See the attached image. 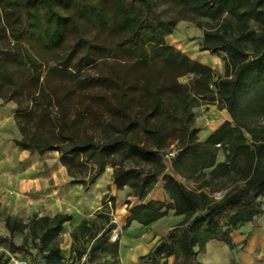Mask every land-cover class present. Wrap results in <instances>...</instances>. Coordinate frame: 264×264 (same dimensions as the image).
<instances>
[{"label":"trees","instance_id":"1","mask_svg":"<svg viewBox=\"0 0 264 264\" xmlns=\"http://www.w3.org/2000/svg\"><path fill=\"white\" fill-rule=\"evenodd\" d=\"M69 1L27 0L39 30H34L26 8L15 9L13 16L20 23L13 35L16 44L26 47L35 39L48 49L59 45L63 17L56 3L68 5ZM158 1L76 0L82 15L93 16L101 24L105 9L116 17L117 28L107 45L97 35L76 28L79 43L92 52L86 66L97 75H119L118 80L111 79L116 86L114 96L67 87L49 91L44 81L26 94L27 108H22L15 91L1 97L19 104L15 122L21 138L15 144L40 156L59 152L73 184L88 188L111 165L118 189L130 186L135 197H144L162 177L171 202L151 200L131 207L124 227L134 222L150 226L173 210L183 220L146 258L151 264H168L170 258L172 264H202L199 254H205L211 241L233 247L231 232L249 223L257 227L263 215L259 199L264 197V124L256 120L264 117V0H164L173 9L168 18L156 10ZM182 20H191L203 30L201 51L225 54L224 74L167 43ZM16 60L35 67L36 58L30 52L18 54ZM105 64L109 74L101 70ZM69 65L64 60L51 71L68 78L83 70L80 64ZM189 76L190 83L180 81ZM209 92H217L220 107L231 121L204 141L196 129L186 128L175 158L166 162L170 144L162 123L164 114L190 113ZM35 119L39 122L34 123ZM101 132L102 139H97ZM221 150L226 160L218 162ZM118 156L140 159L149 170L139 175L132 168L125 169L115 161ZM76 163L89 169L86 181L77 179ZM71 220L68 213L36 215L27 223L7 220L10 235L0 236V241H8L11 252L18 253L24 248L12 238L27 231L35 249L33 262L43 258L46 264H76L85 257L86 264H119L120 241L110 240L116 225L104 212L73 230L74 254L66 262L61 255V233ZM0 264H10V254L1 253Z\"/></svg>","mask_w":264,"mask_h":264},{"label":"rangeland","instance_id":"2","mask_svg":"<svg viewBox=\"0 0 264 264\" xmlns=\"http://www.w3.org/2000/svg\"><path fill=\"white\" fill-rule=\"evenodd\" d=\"M57 9L60 11L63 19L61 21V32L63 39L60 44L53 49L45 48L38 40L32 39L29 44L25 46H18L14 38V34L19 30L20 23L15 20L13 11L15 9L26 8L30 15V20L34 24V30H39L37 16L27 0H0V135L8 132L10 137L21 138L20 132L17 129L15 122V115L18 112L19 104L15 101H4L2 95L10 96L11 92L15 91V98L21 101L22 108H27L28 100L26 94L30 89H38L42 82H46V88L60 91L64 87L72 90H84L88 92L92 89V93L107 92L110 96H114L116 86L111 79L118 80L119 75H97L96 70L89 69L86 65L92 52L88 51L86 47L79 43V38L76 34V28L79 26L92 34L97 35L100 42L107 45L110 43L112 36L116 31V17L111 9H105L103 23H99L93 16L82 15L77 8L76 0H70L68 5L63 3H56ZM156 10L168 18L172 14V7L167 5L164 0H159L156 4ZM203 30L199 29L191 20H182L178 23L176 31L173 35L167 38V43L173 45L181 51L190 55V57L197 61L199 59L202 63L212 67L216 73L224 74L225 72V54L222 52H201L198 47V42L202 39ZM30 52L36 58L35 67H27L16 60L18 54L27 55ZM67 60L70 67L80 64L83 70L76 74H68V78H63L51 71L55 63L59 64ZM102 72L109 74L110 69L105 64L101 66ZM33 76L38 77L39 80H34ZM100 77L108 78L105 82L100 80ZM192 77H183L180 79L182 83H190ZM197 106L193 107L190 113L183 114L179 112L165 113L163 116V125L165 127V135L167 136L170 147L167 151H176L181 145L186 128L196 129L198 131V138L201 141L207 139L217 128H219L226 121H231V117L227 110L220 107L217 92H209L205 98H201L197 102ZM77 108L73 107L72 110ZM260 124H264V117L256 120ZM39 122L35 119L34 123ZM104 133L96 134L97 139H102ZM59 152H48L40 156V164L36 162L35 168L40 165L41 174H53V179L58 181V186L61 189L60 198L63 206L71 207V205L78 204L81 194L76 189H84L87 191L93 189L94 195L102 194V206L104 213H108L116 228L110 235L111 241H120V246L125 247L128 251L126 254L120 253V262L125 264L131 255L130 246L133 239L139 238L141 235L150 234L153 239H149L148 245L153 242H160L167 232L177 226L183 217L175 215L173 210H170L168 216L162 219L154 226L139 227L133 230H126V215L128 210L139 204L146 203L151 200L171 202L168 192L165 189V182L163 178H159L150 192L144 197H135L134 189L130 186H125L123 189H118L113 181L114 167L107 165L102 175L95 181L93 185H88L86 188L81 183H71V178L68 176L66 168L61 164ZM118 163H122L125 169L132 168L137 174L142 175L143 171H148L149 167L137 159L134 161L131 158H122L120 156L114 158ZM226 160V152L221 150L218 153V162ZM18 165L14 166L15 161L8 160V168L24 166V162L19 160ZM84 162V161H83ZM31 167L34 165L33 160L27 159L25 164ZM73 169L78 176V180L86 181L89 169L80 163L73 164ZM211 170L207 171L210 173ZM85 173V174H84ZM167 173V172H166ZM184 183L191 189L195 188V184L183 179ZM98 189V191H96ZM209 191V189H207ZM219 197V193L215 194ZM263 215L257 227L251 223L246 224L239 229L233 230L235 238L239 245L248 254L249 264H264V197L259 199ZM11 210L0 208V236L5 231L4 221L15 219L14 213ZM30 220V219H29ZM21 221V219H20ZM6 232V231H5ZM4 237V236H3ZM8 237V236H6ZM63 242V237H61ZM15 245H22L23 250L18 253H12L9 242L0 241V254L27 257L33 261V242L31 236L24 232L22 234L16 233L13 238ZM81 243L77 247H82ZM121 250V249H120ZM127 259V260H126ZM76 264H81L77 262ZM86 264V263H84ZM95 264H99L96 262Z\"/></svg>","mask_w":264,"mask_h":264},{"label":"crops","instance_id":"3","mask_svg":"<svg viewBox=\"0 0 264 264\" xmlns=\"http://www.w3.org/2000/svg\"><path fill=\"white\" fill-rule=\"evenodd\" d=\"M200 46L201 39L198 42V47ZM197 61L202 63L199 59H197ZM15 139L16 137H10L8 132H5L4 135H0V208L11 210L15 218L21 219L23 223H27L29 219L36 215L38 217H53L57 213L70 214L72 220L64 225V230L61 233V237L64 238L61 243V255L66 262H70L69 260L74 254L72 247L74 241L72 232L85 219L97 218V215L103 212L101 211L103 209L101 202L102 194L94 195L95 191H93V189L84 191V189L78 188L76 190L81 194L78 201L80 205H71V207L63 206L60 198L61 189L58 186V181L53 179V174H41L40 165L37 169L35 168L36 162L39 164L41 163L40 155L37 153L31 154L28 151L22 150L15 144ZM30 158L34 162L32 167L28 163L25 164L26 160ZM8 160L15 161L14 166L18 165V162H20L19 160H21L24 162V166L21 168H18V166L8 168L6 167ZM96 191H98V189H96ZM128 216L129 212L125 219H127ZM160 221L162 220L158 222ZM158 222L150 226H154ZM5 224L6 221H4V225ZM139 227L147 226L134 222L130 227L126 228V230L131 231ZM5 231L2 233V236H9L10 234L7 227ZM231 235L233 237V247L223 242L211 241L207 245L205 254H199V260L202 264H249L248 254L237 242L235 233L231 232ZM149 239L152 240L153 237L150 234H145L132 240V243H130V246H133L131 255L128 260L126 259L129 264H151L150 259L146 258V256L160 242H151L148 245L147 241H149ZM120 249L121 254H126L128 251L123 246H120ZM31 251H35V249H31ZM172 263L173 258H170L168 264Z\"/></svg>","mask_w":264,"mask_h":264},{"label":"built area","instance_id":"4","mask_svg":"<svg viewBox=\"0 0 264 264\" xmlns=\"http://www.w3.org/2000/svg\"><path fill=\"white\" fill-rule=\"evenodd\" d=\"M213 88V86H211ZM177 151H167L165 154V160L166 162H170L172 159L175 158ZM86 258H82L80 261L81 264L85 263ZM10 264H46L45 260L43 258L38 259L36 262H33L31 259L27 257L17 256L10 254ZM121 264H125L123 261H121Z\"/></svg>","mask_w":264,"mask_h":264}]
</instances>
